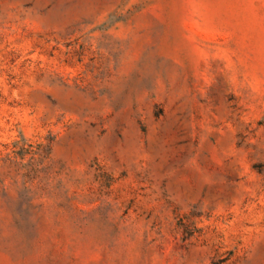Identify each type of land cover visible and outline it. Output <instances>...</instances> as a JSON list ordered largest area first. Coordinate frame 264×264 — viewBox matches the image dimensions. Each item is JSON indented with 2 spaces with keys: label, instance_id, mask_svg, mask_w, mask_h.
I'll list each match as a JSON object with an SVG mask.
<instances>
[{
  "label": "rangeland",
  "instance_id": "1",
  "mask_svg": "<svg viewBox=\"0 0 264 264\" xmlns=\"http://www.w3.org/2000/svg\"><path fill=\"white\" fill-rule=\"evenodd\" d=\"M0 264H264V0H0Z\"/></svg>",
  "mask_w": 264,
  "mask_h": 264
}]
</instances>
